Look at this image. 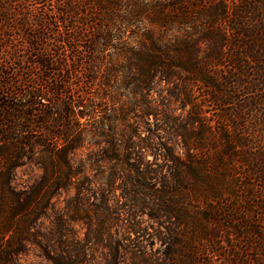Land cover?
I'll use <instances>...</instances> for the list:
<instances>
[{
    "label": "trees",
    "instance_id": "1",
    "mask_svg": "<svg viewBox=\"0 0 264 264\" xmlns=\"http://www.w3.org/2000/svg\"><path fill=\"white\" fill-rule=\"evenodd\" d=\"M156 78L184 116L151 101ZM47 213L52 264L96 246L106 264H264V0H0V264ZM141 215L163 229L156 254Z\"/></svg>",
    "mask_w": 264,
    "mask_h": 264
},
{
    "label": "rangeland",
    "instance_id": "2",
    "mask_svg": "<svg viewBox=\"0 0 264 264\" xmlns=\"http://www.w3.org/2000/svg\"><path fill=\"white\" fill-rule=\"evenodd\" d=\"M173 87L174 86L172 83H167L159 78H156L152 85L150 99L156 106H168L165 109L172 115L184 116L186 113L180 108L179 101H176L171 95ZM152 122L153 120L151 119V123ZM140 134L141 133L139 132V135ZM161 135V137H164L161 138V142L158 141L156 137H152V143L154 144L155 149H153L152 152H146L143 156L145 157V159L152 161L153 157H156V159H158L159 164L163 163V160L161 158L163 157V149L159 145V142L162 143L165 147L169 148L176 157H184V147L180 140L172 138V136L167 138V136L163 133H161ZM94 150H96L95 146L85 145L82 149L76 151L74 157H72L74 165L77 166L80 163L86 161L88 158L86 156ZM100 168L101 169L97 170L104 171L106 168V164L100 163ZM86 171L87 173H92L88 169H86ZM39 174L40 170L38 169V167L32 164H29L24 168L17 169L14 185L19 189L28 186L32 182V180L36 178ZM72 194H74V191L70 190L68 192H61L54 198V202L56 203V207L57 209H59L60 213L65 208L66 199ZM137 219L143 221V226L145 227L147 233H149V236L145 238V241H142V248L146 249L148 252H151L153 254H156L158 251H161L162 245L156 237L160 234V232L163 231V229H161L157 225V223L150 220L146 215H141ZM51 221V213H47L46 216L42 217L38 221L37 232H39L42 236H38L36 243H28L26 245L25 251L18 256L19 264H52L48 260L46 254L41 249V247L37 244L45 243V241L50 238V234H53ZM69 224L70 227L73 228L74 233L78 235V237L82 238L85 231L84 226L79 222ZM119 232V234L123 233L121 229H119ZM88 256L91 264H106V260L109 259V254L107 250L103 249L101 246H96L90 249L88 252Z\"/></svg>",
    "mask_w": 264,
    "mask_h": 264
}]
</instances>
